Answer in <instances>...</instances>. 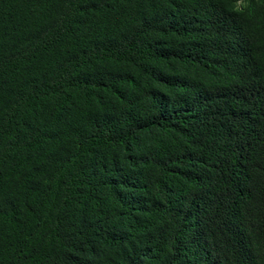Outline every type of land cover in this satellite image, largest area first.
Instances as JSON below:
<instances>
[{
  "label": "trees",
  "instance_id": "trees-1",
  "mask_svg": "<svg viewBox=\"0 0 264 264\" xmlns=\"http://www.w3.org/2000/svg\"><path fill=\"white\" fill-rule=\"evenodd\" d=\"M0 264H264V0H0Z\"/></svg>",
  "mask_w": 264,
  "mask_h": 264
}]
</instances>
